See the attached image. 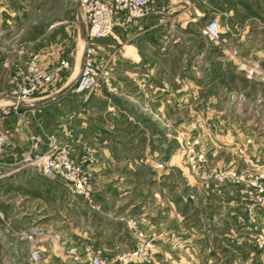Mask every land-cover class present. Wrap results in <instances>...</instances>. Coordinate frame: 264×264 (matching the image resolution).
<instances>
[{
  "label": "crops",
  "instance_id": "0c3cea01",
  "mask_svg": "<svg viewBox=\"0 0 264 264\" xmlns=\"http://www.w3.org/2000/svg\"><path fill=\"white\" fill-rule=\"evenodd\" d=\"M75 2L74 15L55 24H66L73 40L43 42L37 52L42 68L67 59L75 64L74 70H65L58 78L60 86L38 93L32 103L37 113L42 108L65 111L56 122L57 131L76 159L85 145L91 147L90 160H84L83 166L91 176V195L76 194L61 180L48 177L58 184L49 188L46 206L45 186L22 178L47 176L36 170L0 171V183H6L0 186L6 194L0 196L5 210L4 219L0 218V264L6 260L21 264L27 254L24 242L5 234L7 222L14 230L42 224L79 250L90 247L100 256L131 248L135 236L128 228L129 218L136 220L137 232L153 234L163 249L158 252L170 255L173 249L181 250L195 236L190 232L196 226L191 214L197 199L211 222L227 224L236 189L204 187L193 180L174 147L179 136L173 135V128L179 134L200 132L214 145L209 153L213 159H220L219 152L226 148L229 162L241 160L259 146L256 159L263 160L264 83L239 73L237 58L264 64V0H194V6L171 5L165 16L127 24L117 21L113 33L98 40L116 93L94 92L78 103L71 94L59 95L82 65L83 48L76 51L77 36L85 38V25ZM205 14L217 20L225 43L211 42L202 29L194 28L193 23ZM28 117L25 114V127ZM148 162L153 168L145 166ZM216 163L220 165V160ZM56 246L51 238L42 243L52 264H75Z\"/></svg>",
  "mask_w": 264,
  "mask_h": 264
},
{
  "label": "rangeland",
  "instance_id": "374dc122",
  "mask_svg": "<svg viewBox=\"0 0 264 264\" xmlns=\"http://www.w3.org/2000/svg\"><path fill=\"white\" fill-rule=\"evenodd\" d=\"M75 9V0H0V103L8 101L7 95L12 86V77L17 64L25 62L32 53H37L38 47L43 42L48 43L56 39H58V41H61V39L73 40L72 36L68 37L67 35L65 30L66 24L59 26H55V24L71 18L72 15H74ZM211 18V14L199 16L198 20L193 23L194 28L202 29L206 21ZM77 40L78 48L76 51L80 52L81 49L84 48V39L77 36ZM221 43H225L224 37ZM97 60L99 62H104L101 55L100 42L97 43ZM244 60L258 62L260 65L264 66V64L256 59ZM74 65L75 64L72 63L70 64L69 72L74 70ZM109 72L112 80L111 70H109ZM78 75L79 70L73 81L74 83ZM58 81L59 79L47 85L42 91H54L60 86ZM112 84L115 87L114 91H108L103 86H99L89 92L75 93L69 89L66 93L73 95L74 99H76L74 102L77 101L78 103L80 100L83 101L87 95L94 92L106 91L109 94L116 93V86L113 81ZM99 105H104V103H99L97 108H100ZM63 112L65 111L58 110L57 108H42L39 113L35 112L34 115L28 114V122L30 123L26 127V124L15 114H10L1 118L0 132L7 134L14 146L12 154L7 157L5 156L1 160L0 171L3 173L12 169H18L20 172L35 171L34 166L28 164V160L25 158L27 156L31 158L38 152L43 151L46 147L47 136L50 134L57 135L59 139L66 144L64 138L61 137L63 136L62 133L60 134L57 131L59 123H56ZM177 131L178 129L173 128V135L176 137L179 136V140L182 134L177 133ZM193 132L194 131H190L188 133L190 135L200 134L204 140L207 158L206 168L209 170H224L231 164L234 165L237 170L241 171L244 167H247L244 158L257 160L256 162L259 164L261 163L260 160L256 159L259 146H253L252 149L247 152L248 156L241 158V160L229 162L231 155L230 151L226 148L222 149L221 153L219 152L218 156L220 159H213V156L209 153L213 150L214 145L206 141L200 132ZM32 137L34 139H32ZM34 142L37 143V150L31 151V146ZM66 145L68 146V144ZM174 147H178L181 154V161L187 166L179 142L178 145H174ZM215 148L217 147L215 146ZM238 148L244 150V146H239ZM91 152V147L85 145L83 153H81L78 159L74 157L72 152L71 153L77 163L83 167L84 160L90 158L89 155ZM217 160H220V165H217L219 164L216 163ZM7 162H15V164L11 166L5 165ZM152 162H148L145 166L150 169L153 168V166L151 167L150 165ZM260 166L261 165L257 167L252 166L250 168V173H247L244 177V181L239 183H234L227 179L221 182L214 181L213 179L205 182L193 175L187 167L193 180L204 187L229 186L230 188L233 187V189H236L234 192L235 194H232V196H235L234 202L232 203L233 205L227 210V212H232V215L226 216L228 218V223L226 222L227 224L223 223V225L219 226L214 220V222H211V219H208L211 217L206 214L205 205L200 202L203 205L200 206V203H198L199 199H197L195 203L196 206L192 208L191 214L193 215L191 219L196 221V226L193 225L195 226L194 231L190 232L195 236H190L191 240L186 241V245L183 246L181 250L173 249V251H170V255H164V252H158L159 250L163 251V249L158 246L153 234L141 231L146 236L145 240L153 237L154 245L152 249L154 250V259L149 263H141L138 259L133 258L126 264H264V201L262 203L257 201L259 195L262 193L258 192L257 187H255L256 185H260L264 188V176L260 177L258 173L259 168H261ZM22 179L25 180V183L31 180L39 181V185L42 184L45 186V193L48 197V200L46 197V206H48L51 196L48 190H51L49 188L56 187L58 183L48 177L39 175L33 179L32 177H23ZM19 180L20 178H18V181ZM63 183L64 182L61 184ZM143 183L146 184L147 182L143 181L142 184ZM4 184L6 183L1 182L0 186ZM2 191L0 192V196H5L6 194L3 189ZM215 199L216 197H214V200ZM213 202L212 200V204ZM213 205H215V207L218 206L217 204ZM0 208L2 212L5 213L1 205ZM211 223H215V225ZM196 233L198 234L197 236L201 235V237L196 238ZM224 234H226V236ZM136 245L137 239L135 238L129 250L135 248ZM160 253L161 255H159Z\"/></svg>",
  "mask_w": 264,
  "mask_h": 264
},
{
  "label": "built area",
  "instance_id": "2783aa9c",
  "mask_svg": "<svg viewBox=\"0 0 264 264\" xmlns=\"http://www.w3.org/2000/svg\"><path fill=\"white\" fill-rule=\"evenodd\" d=\"M199 1L206 2V0ZM78 3L85 25V38L82 65L77 80L70 88L75 93L89 92L99 86H103L108 91L115 90L109 67L105 61L97 60V42L112 34L117 21L127 24L147 16H165L171 5L194 6L195 2L194 0H168L165 3L158 0H78ZM202 33L211 42L220 44L223 40V33L216 19H208L202 27ZM69 64L67 59H60L52 67L42 68L39 65L37 53H32L25 62L17 64L12 77V86L7 95L8 101L0 103V119L15 114L24 121L25 114L34 115L36 107L32 103L33 97L47 85L55 82L69 68ZM237 70L248 79L264 83V66L258 62L237 58ZM32 139L34 138L32 137ZM203 141L200 134H182L179 139L185 163L196 177L205 182L211 179L217 182L227 179L239 183L244 181V177L250 173L252 166L257 167L258 165H261L258 170L260 177L264 176V154L262 155L263 162L261 161L260 164L256 162L257 160L244 158L247 167L241 171L231 164L224 170L207 169ZM32 150H37L36 142L32 143ZM12 152L13 145L10 138L7 134L0 132V164L1 160L5 156L11 155ZM25 159L28 160V164L34 166L39 174L55 177L64 182L74 193L90 197L92 191L90 173L77 163L72 156L71 149L57 135H48L45 149L31 158L27 156ZM255 187L258 192L262 193L257 200L262 203L264 188L260 185ZM0 218L4 219L1 208ZM136 224L135 219H128V228L137 239L136 247L115 256L97 255L90 247L79 250L75 245L62 239L58 232L48 230L42 224H33L21 230H14L7 222L5 234L14 236L15 240L26 244L27 254L21 260V264H52L44 255L42 248V243L46 242V238L55 241L56 250L75 264H126L133 258L138 259L141 263L152 262L154 259L153 237L145 240L144 233L136 231ZM5 262L8 264L9 261Z\"/></svg>",
  "mask_w": 264,
  "mask_h": 264
},
{
  "label": "water",
  "instance_id": "95a60500",
  "mask_svg": "<svg viewBox=\"0 0 264 264\" xmlns=\"http://www.w3.org/2000/svg\"><path fill=\"white\" fill-rule=\"evenodd\" d=\"M74 82L70 83L69 85H67L65 88H63V90L59 93V95H63L65 94L73 85Z\"/></svg>",
  "mask_w": 264,
  "mask_h": 264
}]
</instances>
